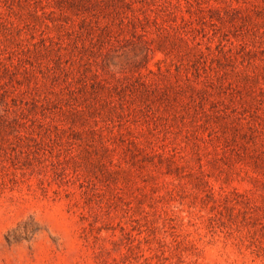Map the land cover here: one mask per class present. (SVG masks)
Listing matches in <instances>:
<instances>
[{"label":"rangeland","instance_id":"obj_1","mask_svg":"<svg viewBox=\"0 0 264 264\" xmlns=\"http://www.w3.org/2000/svg\"><path fill=\"white\" fill-rule=\"evenodd\" d=\"M0 264H264V0H0Z\"/></svg>","mask_w":264,"mask_h":264}]
</instances>
